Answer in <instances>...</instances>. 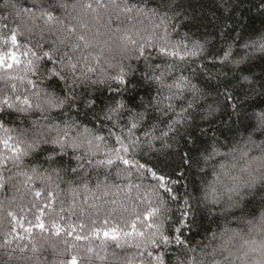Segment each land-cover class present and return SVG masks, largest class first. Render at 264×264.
Instances as JSON below:
<instances>
[{
	"label": "clouds",
	"instance_id": "1",
	"mask_svg": "<svg viewBox=\"0 0 264 264\" xmlns=\"http://www.w3.org/2000/svg\"><path fill=\"white\" fill-rule=\"evenodd\" d=\"M73 261L264 264V0H0V264Z\"/></svg>",
	"mask_w": 264,
	"mask_h": 264
},
{
	"label": "trees",
	"instance_id": "2",
	"mask_svg": "<svg viewBox=\"0 0 264 264\" xmlns=\"http://www.w3.org/2000/svg\"><path fill=\"white\" fill-rule=\"evenodd\" d=\"M185 175H187V170H185ZM173 178L179 179V177H173Z\"/></svg>",
	"mask_w": 264,
	"mask_h": 264
},
{
	"label": "snow or ice",
	"instance_id": "3",
	"mask_svg": "<svg viewBox=\"0 0 264 264\" xmlns=\"http://www.w3.org/2000/svg\"><path fill=\"white\" fill-rule=\"evenodd\" d=\"M73 264H75V261H73Z\"/></svg>",
	"mask_w": 264,
	"mask_h": 264
}]
</instances>
